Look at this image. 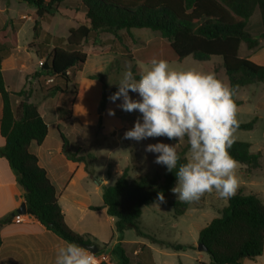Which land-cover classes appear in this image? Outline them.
I'll list each match as a JSON object with an SVG mask.
<instances>
[{
  "label": "trees",
  "instance_id": "obj_1",
  "mask_svg": "<svg viewBox=\"0 0 264 264\" xmlns=\"http://www.w3.org/2000/svg\"><path fill=\"white\" fill-rule=\"evenodd\" d=\"M17 1L37 11L33 27L34 41L30 45L32 49L38 45L37 41L42 36L41 19L46 15L59 13V6L64 0ZM80 1L86 8L87 22L71 29L66 39H56V42L61 40L60 45L46 55L39 71L31 76L21 91L14 94L19 101L17 106L12 103V94L6 87L2 71V62L16 42L14 38L13 44L8 45L7 34L13 27L5 26L0 30V96L3 104L0 131L6 140L5 147L0 148V156L7 159L17 175L18 183L25 191L30 216L66 242L93 245L90 239L76 234L67 226L56 188L46 170L40 166L39 158L31 152L32 143L41 146L48 135V126L39 112L38 104L31 101L35 93L32 90L33 81H61V84L45 88L42 83L37 82L40 91L44 90L41 97L43 100L58 94L76 96L78 91L71 92L70 89L74 84V77L83 70L89 55H99L84 50L90 42L98 45L102 33L150 29L169 42L179 60L192 57L198 62H209L214 57L221 58L228 84L236 88V93L251 85L264 84V66L242 58L239 54L243 44L249 51L261 48L260 41L264 40V0ZM257 10L261 14L262 28L259 39L248 30ZM39 46L41 49V45ZM42 57L39 54L38 58ZM99 78L91 77L94 80ZM108 101L109 96L104 91L101 110L105 109ZM235 102L237 106L242 105L236 96ZM58 114V129L64 142L65 155L73 162H83L84 157L68 152V142L62 133L63 124L72 116V108L59 109ZM255 124L254 119L250 123L239 124L238 129L253 130ZM188 150L189 145L179 151L181 163ZM229 151L235 160L247 167L249 173L261 166L260 155L251 152L250 144L235 142ZM89 174L92 175L91 170ZM175 184V173L168 172L164 166L161 172L145 174L133 181H129V169L125 168L114 185L104 186V206L108 215L116 219V231L120 237L128 230H134L138 236L145 237L139 228L143 208L159 201L160 192L166 198L172 193L171 188ZM170 205L175 216L180 217L187 212L189 203L177 201ZM11 220L0 221V227ZM198 242L208 249L210 264H246L247 261H256L264 255L263 201L257 195H246L243 190H239L228 200V205L222 209L220 216L201 230ZM1 244L0 237V248ZM162 245L175 252L193 249L192 246L170 243ZM141 248L142 261L152 263L149 248ZM111 256V264H133L121 244L111 251ZM142 261L141 264L147 263Z\"/></svg>",
  "mask_w": 264,
  "mask_h": 264
},
{
  "label": "rangeland",
  "instance_id": "obj_2",
  "mask_svg": "<svg viewBox=\"0 0 264 264\" xmlns=\"http://www.w3.org/2000/svg\"><path fill=\"white\" fill-rule=\"evenodd\" d=\"M3 3L7 4V2L0 1V30L5 26L12 27L14 25V19L19 20L23 12L30 9L25 3L10 0V15H7L4 10L6 6ZM77 3L79 5L78 0H66L64 7H68L67 10L60 11L53 16L50 15L45 19L46 30L51 29L52 33L66 37L71 29L77 28L81 22H85L86 12L75 11ZM11 17L14 18L11 19ZM24 23L25 29L21 33V40L31 38L33 35V25L27 21ZM248 30L259 39V34L262 31L259 10L256 11L251 19ZM15 34L16 30L13 26L7 34V37H9L8 45L13 44L12 41L15 38ZM260 44L261 48L256 51L247 50L243 44L240 49V56L242 58H248L260 66H264V40H261ZM84 50L90 54L99 53L101 56H106L104 58L92 56L89 64L83 67L84 71L82 70V73L80 71L74 77V81L76 78L79 84H83L82 81L86 76L92 75L96 70L102 69L94 77H100L99 80L103 84V90L107 92L108 96L118 91V85L116 83L119 82L125 70L126 63L130 62L132 69L136 71L135 73H138L145 65H149V62L153 58L167 60L172 67L177 69L194 68L205 73H215L218 78L228 83L224 69L221 66V58L214 57L209 62H198L192 57L179 60L170 47L169 42L163 39L158 32L150 29L123 30L114 34L102 33L99 36L98 45L90 42ZM32 60L33 62L29 64L30 69H39L38 62L41 60L39 61L36 55L32 56ZM37 82L39 84L42 83L45 88L56 85L61 81L42 79V81L37 80ZM38 83L32 86V90L35 92L34 99H37L40 95L42 97L43 95L44 90L42 89L40 91L37 88ZM7 84L9 91H21L27 85L25 75L18 73L14 81H8ZM77 86L74 82L70 86L71 92L74 90L78 91ZM35 89L37 90L35 91ZM93 93L95 96V92ZM93 93H89L87 90L81 91L82 99L79 104L82 103L84 105L88 100H93L91 99ZM129 94L133 99H139L137 93L130 92ZM70 96L74 100V96ZM68 97L67 95L65 99L68 100ZM236 99L242 103V105L238 106L237 119L239 124H247L254 119L256 120L253 130L237 129L235 134L237 137L236 142L250 144L251 152L260 155L261 163V166L251 173L247 171L246 166L239 163L237 169L239 188L237 192L243 190L246 195H257L264 203V84L251 85L239 89L236 93ZM53 101L55 100L49 101L48 105H51ZM121 102L119 99L115 102H111L110 100L107 102L106 133L103 132L104 113L102 114L100 107H97L95 109L97 119L95 127L93 129L82 128V131L78 132L75 138L83 145L81 146L80 152H77L73 148L70 150L71 153L75 155L79 154V157H84V164L95 169L99 181L101 178L106 179L107 185L109 186L116 183L125 168L129 169V181H133L145 174L154 175L161 172L164 165L154 162L157 154L146 152V146L157 142L167 144H176L178 142L177 140H169L166 137L148 138L139 142L125 139L124 133L134 126L135 121L141 114L138 111L128 113L121 110L118 107ZM109 109L115 110L114 116L108 115ZM118 120L121 125H127L128 128L120 129ZM47 121L51 124L49 118H47ZM187 145V138L179 141L177 143V151L183 150ZM188 154L189 150L186 152V157ZM165 199L166 203L157 201L143 208V213L139 221L140 231L145 235L143 239L148 243H152V240H155L156 242L153 243L160 248L164 247L162 245L163 243H170L192 246L193 249L186 250L184 256L181 257L163 258L156 255L158 264H162L163 261L166 264H210V256L207 253L198 251L199 234L213 219L220 216L222 209L228 205V200L220 199L216 193L205 194L198 202L189 203L188 210L183 216L176 217L174 209L170 205L172 202L179 201L176 195L170 193ZM129 233L132 238L138 236L134 230H131ZM127 255L131 257V261L134 264H138L137 258L132 256L130 247H127ZM142 262L145 263L147 260H143ZM147 263L151 264L149 262ZM246 264H264V255L256 261H247Z\"/></svg>",
  "mask_w": 264,
  "mask_h": 264
},
{
  "label": "crops",
  "instance_id": "obj_3",
  "mask_svg": "<svg viewBox=\"0 0 264 264\" xmlns=\"http://www.w3.org/2000/svg\"><path fill=\"white\" fill-rule=\"evenodd\" d=\"M65 2L66 0L60 4V11L67 10L68 7H64ZM78 2L79 5L77 3L75 11L86 12L83 3L80 0ZM9 5L10 1L5 4L6 7L4 10L7 15H10ZM36 14L37 11L30 8L28 11L23 12L19 20L14 19L13 26L16 30V42L2 62V71L6 87L8 85L7 82L14 81L18 73L25 75L27 83L31 79L30 76L41 68L38 64L39 69H30L29 64L33 62L32 56L36 55L38 57L41 54L43 57L38 58V60L44 62L46 55L56 46L60 45L61 40L56 42V39H66L67 37L54 34L51 29L46 30L45 19L50 16L46 15L41 19L42 36L37 41L38 45L31 49L30 45L34 41V36L32 35L31 38H25L24 40H21L20 36L25 29V21L30 22L34 27ZM13 18L11 17V19ZM86 22L87 19L79 25L85 24ZM49 36L51 37L50 39ZM39 45H41V49ZM92 56L104 58L106 55H89L85 65L89 64ZM101 70H96L94 74L86 76V78L84 77L83 84H79L75 78L74 82L78 85V92L74 96V100L71 99L70 95H68V100L65 99L67 94H58L46 100H43L41 95L37 99H31L32 102L38 104L39 112L48 126V135L44 143L41 146L32 143L31 152L39 158L40 166L46 170L51 182L56 188L59 206L65 216L67 226L76 234L90 239L93 245H96L99 250L108 253L110 261L112 260L111 251L119 244L122 245L126 253L127 247H130L132 256L137 258L138 264H141L142 261V246L149 248L152 257L151 264H158L156 255L163 258L184 256L186 250L175 252L165 246L160 248L153 242L148 243L140 236L132 238L129 233L131 230L126 231L120 237L116 231V219L108 215L107 209L104 206L103 190L104 186H107V180L103 179V181H99L95 169L85 165L83 162L69 160L64 153V142L58 129V110L72 108V116L63 124L62 133L68 142V152L71 153L70 150L72 148L76 149V151L80 150L83 145L75 139L77 133L81 132L82 128L93 129L97 122L95 109L101 105L104 90L102 82L91 79V77L98 75ZM36 84L37 82L33 81V86ZM37 88L39 89L38 86ZM83 90H87L89 93L95 92V96L93 93V97L91 98L93 100H88L84 105L82 103L79 104L82 99L81 91ZM9 92L12 94L13 105L17 106L19 101L14 94L19 91ZM51 100L55 101L51 105H48ZM2 109L3 104L2 99H0V127ZM101 113H104L105 116V120L103 118V132L106 133L107 104L105 109L101 110ZM47 118L50 119L52 125L47 121ZM119 127L120 129L128 128L127 125H121L120 122ZM5 145L6 140L2 137L0 131V148H4ZM85 145L87 144L85 143ZM89 170L92 171V175L89 174ZM23 203L26 204L25 191L19 185L17 175L7 159L0 156V221L9 218L12 219L11 222L3 224L0 227L2 241L0 264H55L57 248L63 246L66 241L49 231L38 220L30 216L28 209L25 215L18 214V210ZM17 216H21L19 223L14 221ZM132 263L134 264V262ZM162 264H166V262L163 261Z\"/></svg>",
  "mask_w": 264,
  "mask_h": 264
},
{
  "label": "clouds",
  "instance_id": "obj_4",
  "mask_svg": "<svg viewBox=\"0 0 264 264\" xmlns=\"http://www.w3.org/2000/svg\"><path fill=\"white\" fill-rule=\"evenodd\" d=\"M116 84L118 91L109 100L119 99L121 110L141 114L124 133L125 139L139 142L166 137L179 142L187 138L189 154L182 163L178 142H157L145 148L157 154L156 164L175 173L176 184L171 192L177 200L193 203L205 194L216 193L227 201L236 195L239 162L229 151L239 127L235 87L215 73L177 69L167 60L155 58L138 73H134L130 62L126 63ZM130 92L137 93L139 99H133ZM108 115L114 116L115 110L109 109ZM158 200L166 203L163 192L158 193ZM55 264H97V258L81 245L65 242L57 248Z\"/></svg>",
  "mask_w": 264,
  "mask_h": 264
},
{
  "label": "water",
  "instance_id": "obj_5",
  "mask_svg": "<svg viewBox=\"0 0 264 264\" xmlns=\"http://www.w3.org/2000/svg\"><path fill=\"white\" fill-rule=\"evenodd\" d=\"M26 101H29V100L26 99ZM26 213H27L26 204L23 203L21 205L20 209L18 210V214L25 215ZM81 246L86 248L87 250L91 251L93 254H96L99 251V248L96 245L82 244ZM198 251L208 254V249L202 243L198 244Z\"/></svg>",
  "mask_w": 264,
  "mask_h": 264
},
{
  "label": "built area",
  "instance_id": "obj_6",
  "mask_svg": "<svg viewBox=\"0 0 264 264\" xmlns=\"http://www.w3.org/2000/svg\"><path fill=\"white\" fill-rule=\"evenodd\" d=\"M44 64L43 61L39 62V66L42 67ZM15 222L19 223L21 221V216H17L14 219ZM97 258V264H110V257L108 253H105L103 251H98V253L95 254Z\"/></svg>",
  "mask_w": 264,
  "mask_h": 264
}]
</instances>
